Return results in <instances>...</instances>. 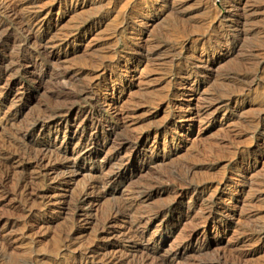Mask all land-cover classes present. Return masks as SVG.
<instances>
[{
	"label": "rangeland",
	"instance_id": "1",
	"mask_svg": "<svg viewBox=\"0 0 264 264\" xmlns=\"http://www.w3.org/2000/svg\"><path fill=\"white\" fill-rule=\"evenodd\" d=\"M175 261L264 264V0H0V264Z\"/></svg>",
	"mask_w": 264,
	"mask_h": 264
},
{
	"label": "bare ground",
	"instance_id": "2",
	"mask_svg": "<svg viewBox=\"0 0 264 264\" xmlns=\"http://www.w3.org/2000/svg\"><path fill=\"white\" fill-rule=\"evenodd\" d=\"M2 1H3V0H2ZM53 2H54V1H53ZM60 2H61V1H60ZM60 2H59V3H60ZM63 2H65V1H63ZM3 3H4V2H3ZM10 4H11V3H10ZM20 4H21V3H20ZM61 4H62V3H61ZM15 5H16V4H15ZM63 5H64V3H63ZM4 6H6V4H5ZM19 6H20V5H19ZM61 6H62V5H61ZM8 7H9V6H8ZM10 7L12 8V6H10ZM14 7H15V6H14ZM21 7H22V6H21ZM5 8H6V7H5ZM16 9H17V8H16ZM20 9H21V8H20ZM17 10L19 11V8H18ZM13 11H14V8H13ZM36 11H37V10H36ZM13 13H14V12H13ZM13 13H12V14H13ZM7 14H8V12H7ZM18 14H19V13H18ZM18 14H17V15H18ZM21 14H22V13H21ZM24 14H25V13H24ZM38 14H39V13H38ZM17 15H15V16H17ZM22 15H23V14H22ZM25 15H27V14H25ZM34 15H35V14H34ZM36 16H37V15H36ZM11 17H12V16H11ZM29 17H30V16H29ZM27 18H28V16H27ZM16 19H17V18H16ZM21 19H22V18H20V20H21ZM29 19H30V18H29ZM22 20H23V19H22ZM34 20H35V19H34ZM20 22H22V21H20ZM30 23H31V22H30ZM20 24H21V23H20ZM22 24H23V23H22ZM25 24H26V23H25ZM25 24H24V25H25ZM27 24H28V23H27ZM33 25H34V24H33ZM33 25H31V26H33ZM29 26H30V25H29ZM27 28H29V27H27ZM30 28H32V27H30ZM30 28H29V29H30ZM22 29H23V28H22ZM33 32H34V31H33ZM44 42H45V40H44ZM88 145H89V144H88ZM79 148H80V147H79ZM82 148H83V147H82ZM86 148H87V147H86ZM86 148H85V149H86ZM42 152H43V151H42ZM41 154H42V153H41ZM42 155H43V154H42ZM39 156H40V155H39ZM39 156H36V157L39 158ZM43 156H44V155H43ZM45 157H46V156H45ZM38 158H37V159H38ZM40 158H42V157H40ZM46 159H47V158H46ZM48 159H49V158H48ZM39 160H40V159H39ZM41 160H42V159H41ZM39 162H40V161H39ZM47 163H48V162H47ZM45 164H46V163H45ZM45 164H44V165H45ZM42 166H43V164H42ZM44 167H45V166H44ZM180 253H181V252H180ZM152 254H153V253H152ZM152 254H151V257H153ZM143 258H144V257H143ZM143 258H142V261H143ZM153 258H154V257H153ZM156 258H159V257H156ZM156 258H155V259H156ZM147 259H148V258H147ZM167 260H169V259H167ZM170 260H171V259H170ZM144 261H145V260H144ZM160 261H162V260H160ZM163 261H165V260H163ZM171 261H172V260H171ZM138 262H141V261L138 260ZM150 262H151V261H150ZM152 262H153V261H152ZM157 262H158V261H157ZM158 263H159V262H158ZM174 263H176V261H175ZM197 263H198V262H197ZM135 264H137V263H135ZM151 264H152V263H151ZM160 264H161V263H160ZM176 264H178V263H176ZM185 264H186V263H185ZM195 264H196V263H195ZM199 264H200V263H199Z\"/></svg>",
	"mask_w": 264,
	"mask_h": 264
}]
</instances>
